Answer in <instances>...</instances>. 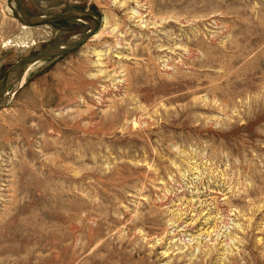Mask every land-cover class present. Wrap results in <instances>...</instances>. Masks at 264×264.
<instances>
[{
  "label": "rangeland",
  "instance_id": "374dc122",
  "mask_svg": "<svg viewBox=\"0 0 264 264\" xmlns=\"http://www.w3.org/2000/svg\"><path fill=\"white\" fill-rule=\"evenodd\" d=\"M21 2L100 25L5 92L0 264H264V0ZM11 3L0 83L93 28Z\"/></svg>",
  "mask_w": 264,
  "mask_h": 264
},
{
  "label": "water",
  "instance_id": "95a60500",
  "mask_svg": "<svg viewBox=\"0 0 264 264\" xmlns=\"http://www.w3.org/2000/svg\"><path fill=\"white\" fill-rule=\"evenodd\" d=\"M11 2H14L15 4L16 8L12 6L11 7L16 17L20 21H22L26 26H30V27L31 26H44L45 24L66 21V20H79L82 22L92 20L95 22V26L89 32H87L86 35L80 37L78 40H75L74 42H68L64 46L60 45V47L46 49V51L39 52V53L33 54L32 56L26 57L20 60L16 65H14V67H12L5 74L2 82L0 83V109L4 106V103L6 101L4 93L6 92L8 88L9 74L12 71H17V69H19L22 72H25L28 69L29 65L36 64L41 61H45L46 59L61 57L64 54L75 51L76 48L83 46L89 40L91 36L95 35L100 25L99 20L96 19V17L93 16L92 14H86V13L74 11V12L62 13L59 15H45V16L38 17L32 14H29L25 10V8L22 6L21 0H11Z\"/></svg>",
  "mask_w": 264,
  "mask_h": 264
},
{
  "label": "bare ground",
  "instance_id": "6f19581e",
  "mask_svg": "<svg viewBox=\"0 0 264 264\" xmlns=\"http://www.w3.org/2000/svg\"><path fill=\"white\" fill-rule=\"evenodd\" d=\"M12 6L14 7V2L12 4ZM85 23L87 24H92L93 27L95 26V22L92 21V20H89V21H86ZM75 40H78V39H75ZM75 40L73 41H70V42H74ZM67 44V43H65ZM65 44H62L61 46H64ZM59 47V46H58ZM32 67V65H29L28 69L25 71V72H22L21 70L17 69V71H12L10 74H9V83H8V87L10 86V84L13 85L14 87V90L17 89L25 80V76L27 74V72L29 71V69ZM121 82V81H120ZM8 89V88H7ZM6 93H4L5 95Z\"/></svg>",
  "mask_w": 264,
  "mask_h": 264
}]
</instances>
